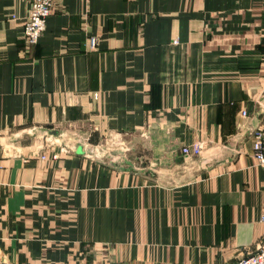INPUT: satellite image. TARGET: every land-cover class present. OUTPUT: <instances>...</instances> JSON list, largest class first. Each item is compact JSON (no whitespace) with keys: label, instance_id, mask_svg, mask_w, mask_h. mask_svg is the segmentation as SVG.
Segmentation results:
<instances>
[{"label":"crops","instance_id":"0c3cea01","mask_svg":"<svg viewBox=\"0 0 264 264\" xmlns=\"http://www.w3.org/2000/svg\"><path fill=\"white\" fill-rule=\"evenodd\" d=\"M29 10L0 0V264H232L262 239L264 0H55L36 44Z\"/></svg>","mask_w":264,"mask_h":264},{"label":"built area","instance_id":"2783aa9c","mask_svg":"<svg viewBox=\"0 0 264 264\" xmlns=\"http://www.w3.org/2000/svg\"><path fill=\"white\" fill-rule=\"evenodd\" d=\"M30 10L24 18V35L30 44L39 42L42 34L47 28L48 17L52 13L55 0H29ZM98 44L96 37L89 39V46L95 48ZM97 98L98 94H94ZM246 114L245 111H243ZM203 150V143L196 141L185 144L182 147L184 156L200 155ZM253 156L258 164L264 165V126L253 131ZM264 221V214L262 216ZM118 264V263H116ZM232 264H264V239L252 251H249Z\"/></svg>","mask_w":264,"mask_h":264},{"label":"rangeland","instance_id":"374dc122","mask_svg":"<svg viewBox=\"0 0 264 264\" xmlns=\"http://www.w3.org/2000/svg\"><path fill=\"white\" fill-rule=\"evenodd\" d=\"M29 1V0H28ZM97 38V37H96ZM97 41H98V39H97ZM98 94L99 95V93H98V91H94L93 92V96H94V94ZM99 97V96H98ZM97 97V98H98ZM85 123V122H84ZM86 125V124H85ZM46 136V135H45ZM74 136V144H79L78 146L79 147H82V143L83 142H86V141H88V138H91L90 140H94V141H96L97 140V142L98 141H100V139H94V137H95V134L94 135H90V134H88V135H83L82 133H81V131H79V132H75V134L73 135ZM48 137V136H47ZM110 137H111V135H108V136H105V135H103V140H105V141H108V140H110ZM43 139H44V137H43ZM50 139V144H52V143H55V142H57V141H62V140H60L59 138H53V137H51V138H49ZM114 139V141H120L121 139H122V136L121 135H115V137L113 138ZM111 141V140H110ZM196 142V141H195ZM202 143H203V141H201ZM193 143V142H192ZM189 144V143H188ZM204 144V143H203ZM116 145H118V146H115V148L117 149V151H119L120 150V147H119V144H116ZM80 151V150H79ZM202 153V152H201ZM253 155V154H252ZM254 157V156H253ZM263 216V215H262ZM263 221V220H262ZM264 222V221H263ZM264 234V233H263ZM263 237H261L262 239L260 240V241H258L257 243H255V245H251V247H249L247 250H246V252L248 253V251H252V250H254L258 245H259V243L264 239V235H262ZM245 252V253H246ZM114 264H116V263H114ZM118 264H120V263H118Z\"/></svg>","mask_w":264,"mask_h":264}]
</instances>
